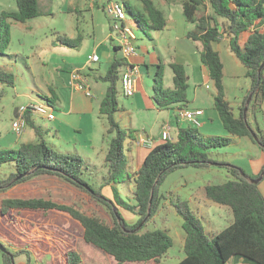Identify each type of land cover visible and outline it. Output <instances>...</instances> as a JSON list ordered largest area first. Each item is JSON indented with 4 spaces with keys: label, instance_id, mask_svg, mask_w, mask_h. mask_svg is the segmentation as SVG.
Wrapping results in <instances>:
<instances>
[{
    "label": "trees",
    "instance_id": "obj_1",
    "mask_svg": "<svg viewBox=\"0 0 264 264\" xmlns=\"http://www.w3.org/2000/svg\"><path fill=\"white\" fill-rule=\"evenodd\" d=\"M15 2L17 10L4 11L0 17L2 48H7L10 42L9 21L25 23L41 16L40 0ZM141 3L140 11L130 3L123 2L126 13L136 22L141 32L149 36L151 32L164 30L167 26L165 12L153 0H141ZM182 7L187 21L195 25L187 37L199 44L200 60L208 69L209 77L215 85L214 108L230 137L204 136L195 132L191 126H180L173 140L153 146L141 167L134 173L131 172L125 148L127 133L115 119L119 110L121 69L127 63L124 58L116 57L106 76L100 78L108 83L100 105V115L108 121V130L103 137L107 142L104 166L108 172L101 187L86 180L89 164L81 155L60 152L48 145L45 138L47 132L36 123L31 114L27 115V124L34 131L36 140L21 143L16 151L0 150V166L8 163L14 168L7 178L0 181V192L41 175L55 176L88 193L99 206L106 209L114 224L108 225L98 216L88 215L77 203L67 205L45 199H6L1 205L3 215L11 210L40 211L45 215L50 211L62 212L81 224L86 244L111 256L117 264H159L173 247L174 241L165 230H143L161 208L165 197L161 194L160 187L167 176L189 166L210 168L212 161L209 151L230 146L233 137L250 139L264 153V130L251 121L252 115L257 108H261L264 101V69L259 72L264 63V0H182ZM73 9L72 4L68 6L70 13L80 11ZM247 32L250 34L242 44L241 36ZM224 35L229 38V48L246 68V76L251 82V88L240 106L239 116L234 114V108L226 98L224 65L213 46ZM83 40L84 37L80 35L76 38L59 36L57 43L78 49ZM170 67L174 74V88H164V67L159 65L154 78L153 100L159 108H170L177 104L187 106L189 84L185 67L176 63ZM0 81H10L13 84V77L0 72ZM50 92L51 96L45 97V100L54 106L57 97L53 90ZM250 96L252 98L247 105ZM17 110L18 108L15 115ZM254 135L258 137V142ZM34 169L36 171L30 176L16 180ZM227 170L230 175L228 181L205 188V195L209 200L228 207L233 215V221L213 238L207 235L188 203L179 202L175 205L177 213L184 220L185 232L186 256L178 264H264V194L260 183H251V180H257L261 176L264 166L258 175H250L243 168L231 165L227 166ZM133 182L135 187L131 196L134 201L132 207L120 197L117 198L118 201H114L104 197L102 193L106 185ZM122 207L134 210L138 216L136 224L129 225L126 222L120 212ZM149 210L150 217L138 229L149 215ZM8 251L9 254L0 251L3 264H16L15 258L22 254L27 255V264H30L31 256L28 251ZM65 256L67 264L83 263V255L78 249H68Z\"/></svg>",
    "mask_w": 264,
    "mask_h": 264
},
{
    "label": "rangeland",
    "instance_id": "obj_2",
    "mask_svg": "<svg viewBox=\"0 0 264 264\" xmlns=\"http://www.w3.org/2000/svg\"><path fill=\"white\" fill-rule=\"evenodd\" d=\"M131 1L135 6H137L139 2L138 0ZM108 2L121 3L122 0H78L72 2L69 0H40L41 16L28 20L25 23L9 21L10 42L7 48L0 47V72L9 77L12 76L13 84H11L10 81H0V150L16 151L21 143L33 142L36 140L34 131L31 128H27L21 137L13 131L16 108L46 101L45 98L42 97V94L46 91V79H44V75L47 72L44 64L47 66V71H49L53 66L57 67L56 63H58L59 57L62 58L61 55L64 51H74V49L59 45L57 43V38L59 36L73 38L77 36V32H80L85 36L82 46L83 49L88 46L91 47L94 43L93 32L96 27H98L96 30L97 35H100V31L98 30L101 25L98 26L96 21L107 23V18L100 9L103 4ZM71 4L74 9L77 8L80 11L70 13L68 11V6ZM95 4H97V6L93 9ZM139 4H142L141 1ZM159 6L158 7L161 9L165 8V5L161 2H159ZM74 9L73 11H76ZM16 10L17 6L15 0H0V17L4 11ZM132 30L135 31L134 28H132ZM136 32L137 31H135V33ZM56 44H58V46ZM235 59L236 58H229L226 55H224L223 58L226 67V91L228 100L233 105L241 99V94L247 93V90L251 88L250 79L246 76V68ZM234 60L236 62H234ZM189 88L190 91H188V93L191 96L194 95V86L190 84ZM205 92V98H207L208 101L202 108L205 109L204 114L206 112L204 121L207 123V128L209 127L212 132L211 134L215 136L230 137L214 108V100H212V96H210L214 91L205 90ZM190 100H192V98H190ZM263 115L264 114L259 113L258 119L264 127ZM35 119L37 124L41 125L42 129L47 132L45 138L48 145L55 150L68 153L65 147H60L56 144V142L60 144V141L54 135V129L50 122H45L38 116H36ZM104 119L103 123L108 125L105 117ZM188 126H191L195 132L202 135L207 133V128H196L187 122L184 123V127ZM125 132L127 133V131ZM175 135V133H172L173 137H175ZM98 140H103L102 135L98 137ZM251 143L253 142L251 141ZM253 145L255 144L253 143ZM253 145L241 142V138H234V142L230 146L209 151V157L212 161V166L210 168L199 169L189 166L178 169L167 176L160 187V192L164 195L165 199L162 202L159 212L143 230L144 232L154 229L165 230L174 241L173 247L159 264H178L186 256L184 253V220L177 213L175 208V205L179 202L188 203L191 211L200 220L210 238H213L233 221L231 210L228 207L220 206L209 200L205 195V188L208 185H218L228 181L230 175L227 166L230 165L243 168L248 174H252L251 170L254 165H256V159L259 154L258 149H260L257 145ZM73 153H75V150H73ZM126 154L130 167L131 157L128 155L127 150ZM81 156L85 159L86 163L90 165L87 164L89 170H87L85 175L86 180L89 183H94L97 187H101L103 185V178L108 172L107 168L104 166V161H102V158H96V155L85 151L81 153ZM92 160L96 162L94 161V163L91 164L90 161ZM13 170V166L8 163L0 166V181L7 178ZM261 170L255 175H258ZM65 183L67 184V182ZM57 185L58 184H43L40 182L32 184L30 182H25L24 184L21 183L10 188L4 193L16 198L18 196L29 197L37 191H41L45 197L53 196L54 200L60 203L69 205L77 203L88 215H96L108 225L112 226L114 224L113 218L106 209L99 206L88 193L70 184H67V186L63 188ZM259 185L264 192V178ZM129 186L130 184H127V188ZM103 190L107 191V193H111L110 200L118 201L117 198L120 197L128 206H134V201L131 200V197L129 198L126 195L123 188L106 185L103 187ZM103 195L106 197L105 194ZM129 195L132 196V194ZM0 197H3V193L1 192ZM107 198L109 199V197ZM120 212L129 225H134L138 222V219L134 222L137 216L134 210L122 207L120 208ZM21 214L27 222L30 223L33 221L32 217H30L32 213L29 212L14 214L13 211V218H9V213L7 217H2L0 214V241L10 249L12 246L18 247V242L15 243L17 240H12L11 233L6 230L8 227L6 223L7 221L10 223L11 220L15 222L18 221L19 215ZM2 219L6 222H3ZM142 226L143 224H140L139 228ZM66 231L69 238L74 242L73 244L79 246L80 249L83 244H86L83 239V228L80 224L71 220L67 225ZM83 250L82 264H117L111 256L106 255L100 250ZM15 263H27V256H17L15 258ZM0 264H3L1 252ZM32 264H35V262L33 261ZM59 264L62 263L59 262Z\"/></svg>",
    "mask_w": 264,
    "mask_h": 264
},
{
    "label": "crops",
    "instance_id": "obj_3",
    "mask_svg": "<svg viewBox=\"0 0 264 264\" xmlns=\"http://www.w3.org/2000/svg\"><path fill=\"white\" fill-rule=\"evenodd\" d=\"M138 1L137 6H135L131 0H122L121 3H130L137 10L141 11L142 4H139L141 0ZM153 2L158 6L159 2L165 5V8H162L167 18V26L164 30L151 32L150 35L147 36L141 32L136 22L127 13L125 21L126 25H129L137 31L135 33V45L138 49V55L131 58L130 62L139 67V77L137 91L133 97H125L120 88L121 83L119 84V110L115 114V119L121 128L127 131L125 148L128 155L131 157L129 170L133 173L141 167L144 158L152 148L139 146V140L148 136L153 138V146L163 143L161 140V130L164 124L169 123L172 126V133H175L178 127H184V123L187 122L181 118L182 111H205V109L202 108L208 101V99L205 98V90L214 91L210 95L212 96V100H214L216 94L215 85L209 77L208 69L200 60L199 44L191 41L187 37V34L194 30L195 25L188 22L185 18L182 0H153ZM106 4L107 3L103 4L100 10H102L106 16L107 23L96 21L98 26L101 25L98 30L100 31V35H97L96 30L98 27H96L93 32L94 43L91 47L88 46L83 49L82 46L85 36L77 32V36L73 38L79 35L84 37L80 48L74 49V51H64L61 55L62 58L59 57L60 60L58 59V63H56L57 67L53 66L49 71H47V66L44 64L47 72L44 75V79H46V91L42 94L44 98L50 97V90H53L57 97L56 103L53 106L55 110V119L52 121L42 119L45 122H50L53 126L54 135L60 141V144H58V142H56V144L60 147H65L68 153H73V150H75L76 154L81 155V153L85 151L96 155V158H102V161H105L107 142L103 138L102 141L100 140L102 142L101 144L98 137H100V135L104 137V134L108 130V125L103 123L105 119L100 115V105L105 97L108 83L101 81L100 78L106 76L116 57L123 58L117 41L111 38V20L104 9ZM96 6L97 4H95L93 9H95ZM249 34L250 33L247 32L241 36L242 44L247 40ZM56 45L58 46V44ZM213 46L214 49L219 52L224 65L223 80L225 85L226 67L225 61L223 60L224 55L232 59L236 58L235 60L238 59L229 48V38L226 35L221 38V41L214 43ZM116 48H118V50ZM94 54L99 57L98 62H91L89 60V57ZM235 60L234 62H236ZM173 63L185 67L188 76V84L194 86V95L191 96L188 93L189 104L187 106L177 104L170 108H159L153 100L154 78L158 71V66L162 65L164 67L163 86L167 89H173L174 74L170 67ZM123 69L124 68L121 69L122 72ZM76 74H80L86 79L85 81L90 89V95H88L86 91H81L75 87L74 76ZM249 90L250 88L247 90V93L241 94V99L234 105L228 100L226 91V98L234 108V114L236 116H239L240 106ZM188 91H190V88ZM190 98H192V100H190ZM259 113L264 114V101L261 108H257L251 118L254 125H258L264 130L261 121L258 119ZM201 118H203L200 119L202 124L201 128L205 129L207 128V123L204 121L206 112ZM206 132L207 133L203 134L204 136H215L211 134L212 132L209 127ZM234 138L237 137H233V142ZM241 142L253 145L248 138H241ZM258 150L259 154L256 159V165L252 168V174L250 175L257 174L264 166V153L261 149ZM94 161L95 160H92L90 163L93 164ZM27 182L32 184L36 182L43 184H58L60 187L62 186V188L69 184L51 175H41ZM112 186L123 188L126 195L130 198L131 196L129 194L133 193L135 184L134 182L130 183L128 188L127 184ZM4 192L6 191L1 192L3 193V197H0V206L6 199H45L60 203L54 200L53 196L45 197L41 191H37L29 197L18 196L16 198L6 195ZM103 194L110 199L111 193H107V191L103 190ZM13 211L14 214H19L21 212L32 213L30 217H32L33 221L30 223L27 222L22 214L19 215V219L16 222L14 220H11L10 223L7 221L6 225L8 227L6 230L11 233L12 240H17L15 243L18 242V247L12 246L11 249L6 247L12 251H28L31 256L30 264H32L33 261L35 264H59V262L67 264L65 253L70 248L78 249L81 253H84L83 249L89 251L98 250L94 246L88 244H83L81 249L76 244H73L74 242H72V239L67 235V225L71 220L77 224L80 223L65 213L50 211L45 215L40 211L11 210L8 212L9 218H13ZM0 214L2 217H7V214L3 215L1 212ZM137 219L138 216L135 217L134 222H136ZM2 220L6 222L4 219Z\"/></svg>",
    "mask_w": 264,
    "mask_h": 264
},
{
    "label": "built area",
    "instance_id": "obj_4",
    "mask_svg": "<svg viewBox=\"0 0 264 264\" xmlns=\"http://www.w3.org/2000/svg\"><path fill=\"white\" fill-rule=\"evenodd\" d=\"M105 13L110 17L111 20V38H114L118 47L126 60V66L121 74V90L125 97H133L137 91V82L139 77V67L132 64L130 59L138 55V49L135 45V32L129 25H126V11L122 3L108 2L105 6ZM91 62H98L99 57L94 54L89 57ZM84 77L80 74L74 76V85L81 91H86L90 95V89L85 81ZM31 114L34 118L36 116L52 121L55 119L54 107L48 102L32 103L28 106L19 107L17 114L15 115V121L13 122V131L18 135L22 136L28 128L27 115ZM204 115L203 110H185L181 112V118L187 121L189 124L200 128L202 126L200 118ZM161 140L171 141L172 126L164 124L161 130ZM154 140L148 136L143 137L139 140L138 145L143 147H153Z\"/></svg>",
    "mask_w": 264,
    "mask_h": 264
},
{
    "label": "water",
    "instance_id": "obj_5",
    "mask_svg": "<svg viewBox=\"0 0 264 264\" xmlns=\"http://www.w3.org/2000/svg\"><path fill=\"white\" fill-rule=\"evenodd\" d=\"M263 69H264V63L260 67L259 72H261ZM251 98L252 97L250 96L249 99H248V101H247V105L250 104ZM246 112H247V107L245 108V118H246ZM254 138L258 142V140H259L258 137L254 135ZM35 171H36V169H34V170L30 171V172H27L25 174H22L16 180H20V179H22V178H24L26 176H30ZM263 178H264V171L262 172L261 176L257 180H251V183L257 185V184H259L263 180ZM151 202H152V200H151ZM149 217H150V210H149V215L147 216V218L141 224H144L148 220ZM138 229H140V228L138 227ZM0 251L2 253H6V254H9L10 253L8 251L7 247L1 241H0Z\"/></svg>",
    "mask_w": 264,
    "mask_h": 264
}]
</instances>
